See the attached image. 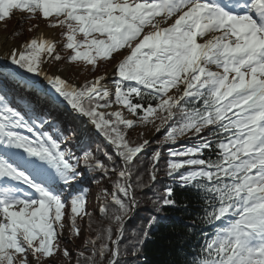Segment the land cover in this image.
I'll return each instance as SVG.
<instances>
[{
	"label": "snow or ice",
	"instance_id": "6c2138e0",
	"mask_svg": "<svg viewBox=\"0 0 264 264\" xmlns=\"http://www.w3.org/2000/svg\"><path fill=\"white\" fill-rule=\"evenodd\" d=\"M13 10L26 14L22 21L34 19L35 28L47 24L62 29L61 47L70 50L66 59H82L93 65L89 71L98 57L106 59L121 48L129 51L115 65V100L103 75L79 87L62 79L59 64H53L62 57L52 39L41 36L0 52V264H57L66 205L70 235H77L76 217L88 191L82 190V182L95 171L105 176L118 171L111 194L116 238L109 230L112 247L102 243L99 250V236L87 241L91 255H85L87 247L79 251L76 264H96L97 256L106 264H120L125 218L138 206L131 178L150 144L148 139L133 144L125 130L134 129L137 120L153 123L150 116L160 120L157 132L169 124L161 143L175 144L189 134L198 138L191 148L169 150L166 175L187 167L190 174L182 180L202 184L204 223L235 217L207 242L203 264H264V243L255 248L247 244L251 235L264 238V0H0V21ZM209 34L197 43V37ZM9 83L17 91L14 106ZM172 89L175 93L169 95ZM114 103L136 119L114 110ZM65 105L112 147L115 157L104 153L109 166L95 159L91 149L96 141L90 134L49 120ZM46 125L59 135L42 131ZM205 129L208 134L202 136ZM66 134L80 136L74 151L62 148ZM214 149L216 159L201 158ZM160 156L159 150L151 156L153 183ZM135 187L143 190L151 184L138 177ZM65 188L71 189L67 195ZM170 197L166 188L162 200L150 199L160 205L159 211L174 203ZM63 258H72L67 249Z\"/></svg>",
	"mask_w": 264,
	"mask_h": 264
},
{
	"label": "trees",
	"instance_id": "16d2710c",
	"mask_svg": "<svg viewBox=\"0 0 264 264\" xmlns=\"http://www.w3.org/2000/svg\"><path fill=\"white\" fill-rule=\"evenodd\" d=\"M25 15L26 14L18 10H13L9 18H6L5 21H0V24L10 23L17 26L15 35H13V40L18 42L33 39L37 29L35 27L31 29L36 23L34 19L21 20V17ZM40 19L43 21L45 18L41 16ZM47 19L55 20V17L50 16ZM58 32L60 45H62L64 43L63 30L59 29ZM142 35L143 32L141 33V38ZM91 38L92 37H89V39ZM77 39L83 40L84 37L78 35ZM81 51H89L90 54H94L93 50L88 48H82ZM128 51L127 48H121L111 53L106 59L98 57L95 62L94 70L89 71V69H93V65L86 64L82 59L76 62H69L66 58L70 55V50L60 46L58 54L61 55L62 60L60 62L53 61V63L80 68V72L82 71L81 75L84 76L79 84V86H82L83 83L89 79H93L100 75L105 76L113 66L128 54ZM41 55H43V53H41ZM115 79H117L116 76ZM7 87L13 90L11 96L14 106V98L17 95V91L13 84L9 83ZM174 93L175 89H172L169 95H173ZM112 99L115 100L114 93ZM136 99L135 97L133 98L134 103ZM181 105L191 107V105H184L183 101H181ZM201 105L202 101L198 103L196 107H200ZM152 106L155 107V102H153ZM113 107L119 111H124L126 115L136 119L127 112V109L122 108L120 105L114 103ZM233 111L236 110L233 109ZM228 115L231 116L232 113L230 112ZM149 119L152 120L153 123H144L137 120L134 129L125 130L126 138L133 142V144L142 143L143 140L146 139L147 134L143 131L146 126L151 128L153 136L149 140L150 144L148 147L140 154L141 165L133 172L131 178V183L135 188L138 206L125 218L124 236L120 241L121 247L118 259L120 264H203L207 259V254L204 251L207 242L215 238L216 233L229 228L235 217H225L222 218V221H216L211 225L204 223L203 219L207 211V197L204 194L202 184L198 182L187 183L182 180V176L190 174L187 167L182 168L171 176L166 175L167 161L170 158L168 156L169 150L173 148H191L198 141V138H190L191 134H189V137L177 139L175 144L161 143L163 137L167 135V132L170 130L169 124L161 126V130L157 132L155 125L160 124V120L154 116H150ZM49 120L53 122H62L64 126L71 124L77 127L73 119L67 118V116L61 112H52ZM41 130L47 131L49 134L53 135L54 138L59 135L58 132L49 128L47 125ZM86 133L90 134L96 141L91 149L95 159L104 163L105 166H109V162L104 153L107 152L109 155L115 157L112 147L106 145L103 137H101L95 129L93 132L88 131ZM207 134V129L201 133L202 136H206ZM66 135L67 139L61 141L62 148H68V150L74 151L75 144L79 141L80 136H72L71 134ZM156 150L161 152V156L157 161L159 170L156 180L153 183L150 179L151 174L149 169L152 164L151 156ZM217 151L218 149H214L209 153L208 150H205L201 158L208 159L211 157V159L214 160L217 158ZM174 159L182 161L186 158ZM80 168L83 169V164L80 165ZM86 177L87 178L82 182L81 186L82 190L85 188L88 190L85 194V207L81 215L76 217L77 227L80 231L77 235H70L71 223L67 217L70 215L71 210L70 204H68L64 210L65 218L62 219V223L65 224V227L60 234L61 243L59 255L61 259L57 264H76L79 251L86 247L88 251L85 252V255H91L92 245L86 242L96 240L98 236L100 239L97 240L95 245L97 250H99L102 243H108L109 248H111V241L107 240L109 230L112 231V238H116L117 225L111 219V212L115 210L116 206L112 203L111 194L114 184L119 178L118 171L110 172L107 176L100 171H95L86 173ZM138 177L141 183L145 185L151 184V187H145L143 190L136 188ZM166 188L170 191V198L174 203L170 206H163L159 211H156V207L160 205L154 204L152 199L159 197L162 200ZM70 191L71 189L65 188L64 194L67 195ZM90 192H95L96 194V208H88ZM117 196L118 198H122L119 193H117ZM105 206H107L109 210L108 213L100 212V208ZM145 232L146 235H144ZM142 235H144V238ZM255 237V235H251L247 238L249 247L255 248V246L250 245ZM65 249L71 253V260L63 258V250ZM133 251L136 252V255L132 254ZM95 259L96 264H106V261H101L99 256Z\"/></svg>",
	"mask_w": 264,
	"mask_h": 264
},
{
	"label": "rangeland",
	"instance_id": "374dc122",
	"mask_svg": "<svg viewBox=\"0 0 264 264\" xmlns=\"http://www.w3.org/2000/svg\"><path fill=\"white\" fill-rule=\"evenodd\" d=\"M156 19L159 20L160 17H157ZM164 26H166V25H164ZM40 28H44V29H46V30H48L49 32L52 33L53 41L58 42L57 43V48H58V50H60V46L61 45H60L59 32H58V30L60 28L59 27L54 28V29L53 28H49L47 26V24H41ZM40 28L36 29V32H35V35H34L33 38H37V33L40 30ZM16 29H17V26L15 24H10V23L0 24V37H7L8 41L10 43H12V44L16 43V44L19 45V47H21L25 42H27V40L23 41V42H18L16 40H13V35H15ZM31 29H34V27H31ZM143 31H145V32L148 31V28H145ZM210 36H211V34H209V36H206V37H203V38L197 37V43L205 42L207 39L210 38ZM117 58H118V56H117ZM53 64H57V63H53ZM65 69H68V70L63 75L62 79H65L66 82H68L70 84H73L74 86L79 87V84H80L81 80L84 78V76L81 75V72H82V71L80 72L81 69L80 68H76V67H71L69 65H59L58 72H61V71L65 70ZM111 72L112 71L110 70L108 73H106L105 74V78ZM85 77H87V76H85ZM114 80H115V72L113 73V80L110 82L111 90H112L113 93H114V87H113V81ZM19 91H22V90H19ZM113 109L117 110L114 107H113ZM117 111H119V110H117ZM61 112L65 113L67 118L73 119V121L77 124V128H79L81 130V132H88V131H93L94 130V127L90 123H86V120L81 119L77 114L73 113L72 110L69 107L67 109L64 108ZM122 112H123V114L125 115L126 118L133 119L132 117L126 115L124 113V111H122ZM20 131L22 132V134L31 135L29 133H24L23 130H20ZM143 131L147 134L146 135V139L150 140L152 138V136H153V132H152L151 128L146 126V127H144ZM125 136H126V133H125ZM95 196H96L95 192H90V196H89V199H88V208L89 209L91 207L92 208L93 207L96 208L97 199L95 198ZM261 243H264V238L255 237L251 241L250 245L258 247Z\"/></svg>",
	"mask_w": 264,
	"mask_h": 264
},
{
	"label": "bare ground",
	"instance_id": "6f19581e",
	"mask_svg": "<svg viewBox=\"0 0 264 264\" xmlns=\"http://www.w3.org/2000/svg\"><path fill=\"white\" fill-rule=\"evenodd\" d=\"M43 37L45 39H52L53 40V35L51 32H49L48 30L44 29V28H40V30L37 33V37ZM19 47L18 44L16 43H10L8 41L7 37H0V52H6L8 50H11L13 48H17ZM66 73L65 70L59 72V74L61 75V78L63 77V75ZM113 80V72L109 73L106 78L105 81H103V83L107 84L110 88V82ZM65 109L68 108V106L65 105L64 107Z\"/></svg>",
	"mask_w": 264,
	"mask_h": 264
},
{
	"label": "water",
	"instance_id": "95a60500",
	"mask_svg": "<svg viewBox=\"0 0 264 264\" xmlns=\"http://www.w3.org/2000/svg\"><path fill=\"white\" fill-rule=\"evenodd\" d=\"M111 71L114 73L115 72V66L111 69ZM81 119H83V120H86V118H84V117H80Z\"/></svg>",
	"mask_w": 264,
	"mask_h": 264
}]
</instances>
